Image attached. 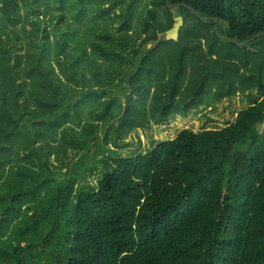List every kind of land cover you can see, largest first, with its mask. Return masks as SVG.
Instances as JSON below:
<instances>
[{
	"label": "trees",
	"instance_id": "1",
	"mask_svg": "<svg viewBox=\"0 0 264 264\" xmlns=\"http://www.w3.org/2000/svg\"><path fill=\"white\" fill-rule=\"evenodd\" d=\"M185 5L264 35V0H0V264H264V36Z\"/></svg>",
	"mask_w": 264,
	"mask_h": 264
},
{
	"label": "rangeland",
	"instance_id": "2",
	"mask_svg": "<svg viewBox=\"0 0 264 264\" xmlns=\"http://www.w3.org/2000/svg\"><path fill=\"white\" fill-rule=\"evenodd\" d=\"M235 100H226L218 104L215 109H208L204 111H195L189 114L188 117L184 118L183 116H177L170 123L166 125H160V127H153L151 131L138 130L133 136V141L135 142L134 148L124 151L125 153L137 151L139 149V154H146L151 151L154 147L163 144L165 142L171 141L177 137L179 132L183 130L191 129L199 133L205 129L210 128H220L225 124V119H231L235 116L237 110L244 108V105L247 101L242 103L240 96L234 98ZM243 105V106H242ZM242 106V107H240ZM183 115V114H178ZM110 149H113L112 145H109ZM109 156L108 154L106 155ZM100 160L103 157H99ZM95 159L93 156L85 163L89 166H93ZM111 168H101L102 171H109ZM65 171V170H64ZM101 171V172H102ZM88 179L90 182L96 183L97 177L95 175L89 174ZM60 180H63L64 177H59Z\"/></svg>",
	"mask_w": 264,
	"mask_h": 264
},
{
	"label": "water",
	"instance_id": "3",
	"mask_svg": "<svg viewBox=\"0 0 264 264\" xmlns=\"http://www.w3.org/2000/svg\"><path fill=\"white\" fill-rule=\"evenodd\" d=\"M170 0H167V3H169ZM189 10H191L196 16H198L200 18V20H202L203 22H211V21H214L216 23V27H215V31H216V34L218 35V37L223 40V41H226V42H229L231 44H236L233 40H231L230 38H226L224 36H222L220 33H219V28H218V25H219V20L218 18H207V17H203L201 16L193 7L189 6V5H185ZM177 7V5L175 6H169V8L171 10L175 9ZM185 27V21H184V18L182 16H177L175 18V24L173 26V28L170 30V31H167L164 36H165V39L167 41H179L180 39V31L183 30V28ZM163 34L159 33L158 36L161 37ZM264 35H259L255 38H253L251 41H248L246 43H242V44H236L237 47L239 48H243V47H246L248 46L249 44L251 43H254L255 41L263 38ZM151 44L148 45V48H151ZM262 129L264 131V122L262 124ZM262 131V132H263Z\"/></svg>",
	"mask_w": 264,
	"mask_h": 264
}]
</instances>
